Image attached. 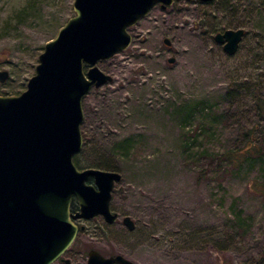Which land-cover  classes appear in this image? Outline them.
Instances as JSON below:
<instances>
[{
  "label": "rangeland",
  "instance_id": "obj_1",
  "mask_svg": "<svg viewBox=\"0 0 264 264\" xmlns=\"http://www.w3.org/2000/svg\"><path fill=\"white\" fill-rule=\"evenodd\" d=\"M73 1L0 0L1 96L26 89ZM228 28L244 30L232 55L214 40ZM127 31L129 46L96 63L112 79L82 100L78 153L79 169L121 174L110 201L118 219L77 220L84 229L61 257L85 264L95 249L137 264H264V0H174ZM248 134L259 153L233 160Z\"/></svg>",
  "mask_w": 264,
  "mask_h": 264
},
{
  "label": "water",
  "instance_id": "obj_2",
  "mask_svg": "<svg viewBox=\"0 0 264 264\" xmlns=\"http://www.w3.org/2000/svg\"><path fill=\"white\" fill-rule=\"evenodd\" d=\"M173 1L74 0V16L45 44L26 89L0 95V264H52L84 229L76 220L118 219L110 201L121 174L74 163L83 145L82 100L92 87L111 81L96 63L129 46L128 27L156 5L166 8ZM243 35L242 28H228L214 40L232 55ZM163 43L171 44L167 38ZM8 77L0 70V83ZM122 222L134 229L129 216ZM85 264L137 263L90 249Z\"/></svg>",
  "mask_w": 264,
  "mask_h": 264
},
{
  "label": "trees",
  "instance_id": "obj_3",
  "mask_svg": "<svg viewBox=\"0 0 264 264\" xmlns=\"http://www.w3.org/2000/svg\"><path fill=\"white\" fill-rule=\"evenodd\" d=\"M220 24H216L213 28V30L214 31H218V30H221L220 29V27H218ZM225 30V29H224ZM260 110H261V115L264 117V105L263 106H260ZM251 132V131H250ZM250 135L248 134V139L246 140V147H244V149H243V151L241 152V153H239V154H235V156H234V154H233V160H237V161H240L241 159H244V161L246 160H250V159H252L253 158V156L257 153H259V149H260V147H259V145H258V142H256V141H251V137H249ZM235 158V159H234ZM245 161V162H246ZM74 163H75V165L78 167V168H80V163H79V160H78V154H76L75 156H74ZM102 166H105V165H102ZM105 167H107V166H105ZM96 168V167H95ZM106 170V169H105ZM92 181V179L90 178L89 180H88V182H91ZM72 209H76L77 208V205H76V203L74 202L73 204H72Z\"/></svg>",
  "mask_w": 264,
  "mask_h": 264
},
{
  "label": "flooded vegetation",
  "instance_id": "obj_4",
  "mask_svg": "<svg viewBox=\"0 0 264 264\" xmlns=\"http://www.w3.org/2000/svg\"><path fill=\"white\" fill-rule=\"evenodd\" d=\"M75 210L74 209H72V212H74ZM78 221L76 220V223H77ZM108 256H111V255H108ZM52 264H63V258L62 257H60V258H58L57 260H55ZM71 264V263H70Z\"/></svg>",
  "mask_w": 264,
  "mask_h": 264
}]
</instances>
